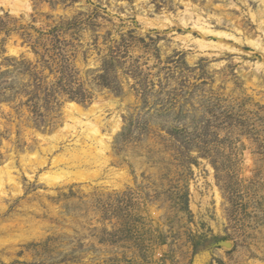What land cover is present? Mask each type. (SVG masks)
I'll list each match as a JSON object with an SVG mask.
<instances>
[{
	"label": "rangeland",
	"instance_id": "1",
	"mask_svg": "<svg viewBox=\"0 0 264 264\" xmlns=\"http://www.w3.org/2000/svg\"><path fill=\"white\" fill-rule=\"evenodd\" d=\"M182 1L0 0V264H264L260 17L190 0L243 40L206 50Z\"/></svg>",
	"mask_w": 264,
	"mask_h": 264
},
{
	"label": "bare ground",
	"instance_id": "2",
	"mask_svg": "<svg viewBox=\"0 0 264 264\" xmlns=\"http://www.w3.org/2000/svg\"><path fill=\"white\" fill-rule=\"evenodd\" d=\"M9 1V0H8ZM14 1V5H17L18 9H22L23 7H25V0H13ZM176 1V0H175ZM219 1V0H218ZM247 0H245L244 2H246ZM251 1V3L256 7V11L257 14L260 17L259 20V26L257 29L261 30L263 35H264V0H249ZM5 2V1H4ZM179 2V1H178ZM199 2H203L202 0H199ZM30 3V2H29ZM183 5H184V9L182 10V12L180 13V17L179 20L181 21L180 23H182V25L185 27L187 24L191 23L192 25V29H194V31H197L200 35L199 38H196L195 41L197 43V45L200 48L206 49V48H219V49H235V47L231 46L232 44H229L228 39L231 38L232 40H234V44L237 43H241L243 40L240 37L235 36L232 32H227L226 30H222V29H216L213 28L212 25H210V23L207 21V18H214L217 25H221L222 24V17L221 16H217V15H208L205 16L204 13L201 11L200 8L196 7L195 4H193L190 0L187 1H182ZM217 3V2H216ZM25 5V6H24ZM200 5V4H199ZM202 5V4H201ZM28 6V5H27ZM203 6L205 8H209L210 7V0H205V2L203 3ZM31 7V5H30ZM16 8V10H17ZM219 8V7H218ZM145 9V8H144ZM28 10V9H27ZM205 10V9H204ZM16 12V11H15ZM212 13V12H211ZM163 15V14H162ZM161 15V16H162ZM222 15V14H221ZM164 17V15H163ZM255 18V16L252 14V18ZM224 18V17H223ZM152 19V18H151ZM256 19V18H255ZM161 20V19H160ZM163 20V19H162ZM227 20V19H226ZM155 21V20H154ZM172 23V22H171ZM162 27V26H161ZM234 28V27H233ZM252 34V33H251ZM208 35H212L216 38V41H213L211 39H207ZM209 37V36H208ZM254 37V36H253ZM230 39V40H231ZM264 39V37H263ZM190 40V39H189ZM192 40H194L192 38ZM245 42L251 46L254 47H258V49H262L263 47L260 45L259 39H255V40H248V38L244 39ZM186 42V41H185ZM186 45V44H185ZM235 46V45H234ZM241 46V45H240ZM239 46V47H240ZM198 48V47H197ZM207 50V49H206ZM205 50V51H206ZM261 51V50H259ZM263 52V51H262ZM264 54V53H263ZM82 108V107H81ZM76 103L74 102H67L66 104V111L67 112V116L66 114H64L69 120L70 122H72L73 126L75 125H80L84 127V130L82 131L84 137H86L87 139H90V143L88 145V148H80V150H82V155H76L75 152L71 151L70 152V158L71 160L74 159L76 160V158L79 157V159H83L85 157L89 158H95L96 156H98L99 154H102L103 151L105 152V149L107 148L106 142L104 140V135H102L100 133L99 130V126L101 124H99L100 120L98 119V115L94 116L92 119L85 116V112H83V110L81 109ZM84 116V120H82V117ZM91 116V115H90ZM61 119V118H60ZM65 119V117H64ZM116 119V118H115ZM63 120H61L60 122H62ZM68 121V120H67ZM118 121V120H117ZM117 121H116V125H117ZM115 122V121H114ZM58 123V122H57ZM63 123V122H62ZM56 124V123H55ZM54 124V125H55ZM64 124V123H63ZM114 124V123H113ZM66 128L68 127V123L65 124ZM59 127V126H58ZM62 127V126H61ZM113 127V126H112ZM56 128V127H54ZM113 129V128H112ZM61 130V129H60ZM62 131V130H61ZM102 131V130H101ZM39 135V133H38ZM46 135V134H44ZM29 137V136H27ZM38 137V136H37ZM13 138V137H12ZM41 138V137H40ZM39 138V139H40ZM43 138V137H42ZM48 138V137H47ZM78 140V139H76ZM40 141V140H39ZM38 141V142H39ZM47 141V140H46ZM107 141V140H106ZM42 142V141H41ZM56 143V142H55ZM9 145V144H8ZM71 145V143H70ZM51 146V145H50ZM69 146V144H68ZM72 146V145H71ZM70 146V147H71ZM85 146V145H83ZM14 147V146H13ZM32 147V146H31ZM34 147V146H33ZM38 147V146H37ZM53 147V145L51 146V148ZM75 147V146H74ZM73 149V147H71ZM24 149V148H22ZM54 149V148H53ZM70 149V148H69ZM27 150V149H26ZM18 151V150H17ZM30 151V150H29ZM42 151V150H41ZM10 152V151H9ZM14 152V151H13ZM65 152V150H64ZM15 153V152H14ZM24 153V152H23ZM22 153V155H23ZM51 153V152H50ZM7 154V153H6ZM21 154V153H20ZM30 154V153H29ZM62 154V153H61ZM64 154V153H63ZM78 154V153H77ZM104 154V153H103ZM13 155V154H12ZM105 155V154H104ZM7 156V155H6ZM14 156V155H13ZM81 156V157H80ZM24 157V156H22ZM28 157V156H27ZM32 157V156H31ZM55 157V156H54ZM67 157V156H66ZM100 157V155H99ZM14 158V157H13ZM46 158V156H44V159ZM51 158V157H50ZM56 158V157H55ZM89 158L87 161H90ZM62 159V157H61ZM86 159V158H85ZM46 160V159H45ZM51 160V159H50ZM60 160V159H59ZM64 160V159H63ZM69 160V159H68ZM70 160V161H71ZM19 161V160H18ZM25 161V160H24ZM30 161V160H29ZM52 161V160H51ZM61 161V160H60ZM73 161V160H72ZM92 161V160H91ZM40 162V161H39ZM45 162V161H44ZM14 163V162H13ZM34 163V162H33ZM53 163V162H52ZM70 163V162H69ZM67 163V164H69ZM72 163V162H71ZM76 163V162H75ZM91 163V162H90ZM96 163V162H95ZM3 164V162H2ZM6 165V164H5ZM4 165V166H5ZM13 165V164H12ZM23 165V164H22ZM46 165V164H45ZM51 165V164H50ZM54 165V164H53ZM65 164H63L64 166ZM76 165V164H75ZM79 165V164H78ZM77 165V166H78ZM43 166V165H42ZM89 166V165H88ZM94 166V165H93ZM22 167V166H21ZM81 167V165H80ZM90 167V166H89ZM15 168V167H14ZM18 168V167H17ZM32 168V167H31ZM39 168V167H38ZM52 168V167H51ZM56 168V167H55ZM71 168V167H70ZM74 168V167H73ZM93 168V167H92ZM36 169V168H35ZM91 169V168H90ZM95 169V168H94ZM98 169V168H97ZM12 170V167H11ZM10 170V168H0V187H3L4 183L6 182H15V178L12 175V171ZM34 170V169H33ZM55 170V169H54ZM65 170V169H64ZM80 170V168H79ZM48 171V170H47ZM67 172V171H66ZM98 172V171H97ZM55 173V172H54ZM60 173V171H59ZM65 173V171H64ZM30 174V173H29ZM45 175V174H44ZM59 175V174H58ZM61 175V174H60ZM59 175V176H60ZM47 176V175H46ZM53 177V176H52ZM57 177V176H56ZM51 183V182H50ZM13 185V183H12Z\"/></svg>",
	"mask_w": 264,
	"mask_h": 264
}]
</instances>
